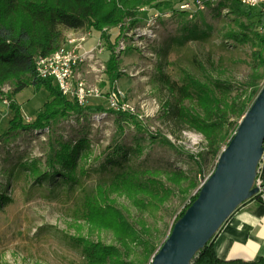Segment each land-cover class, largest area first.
Masks as SVG:
<instances>
[{"label":"rangeland","instance_id":"rangeland-1","mask_svg":"<svg viewBox=\"0 0 264 264\" xmlns=\"http://www.w3.org/2000/svg\"><path fill=\"white\" fill-rule=\"evenodd\" d=\"M170 1V7H156L157 1L142 5L137 23L126 19L122 26L105 28L104 35L94 29L79 32L86 35L88 49L102 47L95 49L94 59L77 67L78 76L100 90L98 97L80 106L82 116L72 115L37 133L20 131L8 141L2 138L0 264H85L87 252L80 237L112 244L111 232L93 229L84 221V201L98 183H109L123 170L182 169L199 182L214 170L218 156L208 150L204 136L181 126L168 113L166 104L175 98L164 78L190 84L195 95L206 85L221 96L242 94L246 101L264 85V46L227 39L229 30L237 26L228 9L232 0L208 2L192 18L179 10L183 0ZM112 53L120 72L114 82L107 74ZM115 92L119 104L129 110L112 106L108 98ZM48 95L45 88L32 85L17 95L26 123L35 119ZM242 118L233 120L240 123ZM233 134L234 125L227 140ZM59 138L78 145L73 169L58 165L53 170L48 164L51 141L55 144ZM225 147L223 143L221 149ZM193 192L175 188L163 205L143 212L124 196H117V205L136 223L148 222L153 228L150 240L159 249ZM152 257L144 260L143 246L133 247L127 256L141 264H150Z\"/></svg>","mask_w":264,"mask_h":264},{"label":"trees","instance_id":"trees-1","mask_svg":"<svg viewBox=\"0 0 264 264\" xmlns=\"http://www.w3.org/2000/svg\"><path fill=\"white\" fill-rule=\"evenodd\" d=\"M155 1L156 7L172 6L170 0H0V99L7 100L14 113L10 127L0 135L1 143L2 138L8 141L10 135L20 131L36 133L72 115L82 116L84 113L78 103L62 94L51 78L44 79L37 75V56H47L58 50L65 41L67 31L94 29L104 35L105 28L122 26L126 19L135 24L139 21L140 7ZM228 9L234 15L237 26L229 30L227 39L240 44L254 41L264 46V34L259 30L264 25L261 13L241 0H232ZM182 14L187 16L185 12ZM256 54L262 59L260 52ZM107 72L112 82L120 77L118 59L114 53L108 61ZM164 83L169 94L175 98L166 104L168 113L181 126L202 134L208 150L218 159L221 145H228L239 126L233 118L244 116L262 88L254 90L245 101L241 99L242 94L221 96L206 85L195 95L190 84L180 85L169 77L164 78ZM7 85L10 87L8 91L5 90ZM31 85L37 90L45 88L49 92V99L35 119L26 123L16 95ZM233 125L234 134L227 140L228 130ZM55 141V144L51 141L49 166L53 170L58 165L72 166L73 169L78 145L62 138ZM167 141L171 144L170 140ZM196 162L199 171H202V163L199 159ZM257 176H261L264 182V155L259 162ZM199 184L198 178L185 170L162 166L141 169L130 167L117 173L109 183H98L93 192L85 197L83 219L93 229L111 232L114 242L106 244L102 240L92 241L80 237L79 241L87 252L85 264H141L143 261L137 263L127 258L133 247L143 246L144 260H149L158 250L150 240L153 228L146 220L141 219L137 223L131 220L117 205V196H124L137 210L143 212L163 205L174 195L175 188L184 193L193 190L189 202L175 218L172 230L175 222L199 196ZM253 197L261 198L260 195ZM216 234L196 253L190 264L244 263L222 260L216 255ZM247 264H264V257Z\"/></svg>","mask_w":264,"mask_h":264},{"label":"water","instance_id":"water-1","mask_svg":"<svg viewBox=\"0 0 264 264\" xmlns=\"http://www.w3.org/2000/svg\"><path fill=\"white\" fill-rule=\"evenodd\" d=\"M263 155L264 85L221 151L215 171L175 222L150 264H190L237 208L257 195L254 184Z\"/></svg>","mask_w":264,"mask_h":264},{"label":"built area","instance_id":"built-area-1","mask_svg":"<svg viewBox=\"0 0 264 264\" xmlns=\"http://www.w3.org/2000/svg\"><path fill=\"white\" fill-rule=\"evenodd\" d=\"M211 1L216 0H183L179 5V10L192 18L196 11L205 9L206 4ZM241 2L257 10L264 18V0H241ZM169 13H173V11ZM259 30L264 34V25ZM70 32L69 35H66L63 45L58 50L47 56H37L35 61L36 73L40 78H51L67 99L83 106L90 99L98 97L100 90L98 87L88 84L85 79L80 78L77 74V67L87 59H94L95 54H97L95 49L97 48L91 47L88 49L86 47V35L79 33L83 31ZM101 48L99 47L97 50ZM108 99L116 109L129 110L126 104H119L116 92L111 94ZM210 175L201 179L199 188ZM254 186L258 187L257 195L264 199V182L261 176L256 177Z\"/></svg>","mask_w":264,"mask_h":264},{"label":"crops","instance_id":"crops-1","mask_svg":"<svg viewBox=\"0 0 264 264\" xmlns=\"http://www.w3.org/2000/svg\"><path fill=\"white\" fill-rule=\"evenodd\" d=\"M12 117L9 105L0 99V127L4 131ZM214 249L222 260L254 263L264 257V199L253 197L237 208L214 237Z\"/></svg>","mask_w":264,"mask_h":264}]
</instances>
